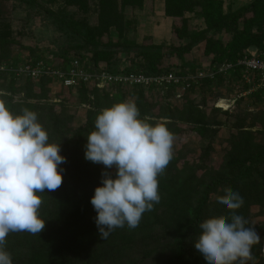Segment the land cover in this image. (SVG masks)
Returning <instances> with one entry per match:
<instances>
[{
    "label": "rangeland",
    "instance_id": "1",
    "mask_svg": "<svg viewBox=\"0 0 264 264\" xmlns=\"http://www.w3.org/2000/svg\"><path fill=\"white\" fill-rule=\"evenodd\" d=\"M38 1L45 10L54 15L53 18L46 14L44 9H32L16 0H0V30L3 29L4 24L10 23L14 38L30 37L32 40L24 41L23 44L32 45L34 41L33 45H38L39 49L46 52V48L56 49L62 35L54 22L57 17L75 18L93 26L114 18L121 20L124 28L123 35L133 41L132 43L144 41L162 44L165 47L171 44L188 45L190 43V38H186L180 44L177 40H173L172 20L166 17L165 0H73L77 4L78 2L86 4V10L79 4L69 5L65 0ZM114 1H116V9L112 13L110 4ZM223 1L225 9L229 10L249 3L251 0ZM189 17L192 18V16ZM193 20L191 32L201 31L204 27L202 22L197 18ZM118 33L116 27L109 28L106 41L116 40ZM210 37L229 39L228 35L219 36V34H211ZM204 49V44L197 46L186 57V61L201 63ZM21 50L23 51L13 46L0 47V61L7 62L11 57L21 58L28 55ZM120 57L121 66L128 64L127 55ZM168 63L172 66L181 65L175 58L168 59ZM199 65L201 66L202 63ZM79 90L61 89L51 82L40 87L37 83L16 82L13 84L8 78L0 79V100L10 102L22 112L24 109L34 111L40 123H42V115L52 110L58 114L66 113L67 127L73 132L86 124L87 112L92 109L89 102L82 100L80 92H77ZM89 90L92 92L93 89ZM103 91L109 93L113 102L119 101L121 95L124 101L134 102L138 109L145 112L143 117H147L149 123H162L174 134L173 155L178 159L177 169L187 178L196 176L198 182V187L194 188L196 195L191 199V205H196L197 199L202 197L212 181H224L231 177L228 163L233 155L257 146H264V100H258L253 94H248L246 85L231 77L220 79L212 86L203 87L184 95L181 99L171 101L159 92L140 93L134 88ZM89 97L94 99L91 95ZM219 106L226 107L219 108ZM201 118H204L208 128L206 137H200L191 131L192 122ZM182 132L187 134L186 137L188 136L183 141L180 138ZM89 168L98 173L97 179L95 178L97 182H101L102 172L110 171L102 164ZM111 170L112 174H115V168ZM166 186L169 185L159 181L160 203L154 206L153 211L144 214L136 229H128L125 226L116 229L107 240L101 239L95 223L97 212L90 202L94 196L92 191L87 197L83 217L69 219L66 222L70 225L66 223L60 228L55 224L51 226L52 222L45 219V229L32 241V246L35 245L40 250L39 254L49 255L73 239L76 245L74 251L79 255L77 264H173L175 250L168 246L166 249L158 246V238L164 235L165 230L169 228L171 216L176 215L179 209V206L175 205L167 211L165 202H168L174 193H179L181 187L165 190ZM97 187L99 185L95 184L94 189ZM227 192H229L227 186L217 184L210 193L207 217L225 219L230 217L231 213L218 204V198L225 196ZM187 197L188 190H185L180 195L181 202ZM241 216L258 235L264 234L263 205L260 206L251 201L249 211H244ZM67 228H70V233L67 232L68 236L59 241L58 239L62 236L57 234L58 229ZM255 262L264 264V235L261 242L253 246L252 259L248 264H255ZM25 263L54 264L50 259H40L39 255L36 261L30 253ZM201 263L206 264L204 258Z\"/></svg>",
    "mask_w": 264,
    "mask_h": 264
},
{
    "label": "trees",
    "instance_id": "2",
    "mask_svg": "<svg viewBox=\"0 0 264 264\" xmlns=\"http://www.w3.org/2000/svg\"><path fill=\"white\" fill-rule=\"evenodd\" d=\"M16 1L32 9H44L38 0ZM65 1L69 5L79 4L81 8L83 6L85 10L87 9L86 4L80 2L77 4L73 0ZM165 3L166 17L172 20L173 40H177L178 44H180L186 38H190L188 45L171 44L165 47L162 44L146 43L144 41L132 43L133 41L128 40L123 35L124 28L121 20L114 18L101 21L97 26H93L89 25L86 21L75 18L64 19L57 17L54 22L57 24L58 30L62 32V35H60L61 37L59 44L56 45V49L46 48V52L65 61L71 58L89 59L96 67H105L111 71L118 70L121 66L120 63H122L120 56L127 55L129 69H135L147 74H158L165 71H175L180 74L195 73L201 63H212L213 65L236 64L246 55L249 49H257L260 54L264 53V0H251L249 3L229 10L225 9V2L223 0H165ZM110 9L112 13L115 11L116 1L111 2ZM43 11L53 18L54 15L50 11L45 9ZM189 16H192V18ZM196 18L202 22L204 27L201 31L192 33L191 24L194 21L193 19ZM111 27H116L119 33L116 40H109L107 42L106 39ZM211 34H219V36L228 35L229 39H215L214 37H210ZM30 40L32 38L26 36H22L20 39L14 38L10 23L4 24L3 29L0 30V47H18L19 49H23L21 51L26 52L25 54H28L31 58L41 59L45 50L42 51L38 45H33L34 41L32 45L23 44L24 41L30 42ZM201 44L205 46L203 61L199 64L187 62L186 57ZM14 58L11 57L7 61L16 60L19 57ZM171 58L178 59L181 65H170L168 59ZM240 72L241 70H239V75H231V78L241 82ZM220 79L222 78L218 80ZM9 80L13 84L16 82L37 83L40 87L51 82L48 79L33 82L29 80H17L14 77H10ZM214 83L216 82L205 81L200 87L192 90L190 93L203 87L212 86ZM246 87L248 90L251 88L247 85ZM78 89L80 90L77 92H80L82 100L89 102L92 106V109L87 112L86 124L82 128L76 132L69 129L67 127L68 117L66 113L58 114L52 110L48 114L42 115L41 124L48 131L50 142L60 144V154L67 158L66 163L59 166L64 170L62 185L55 191L49 192L45 190L44 193L39 194L43 201L39 210L40 217L43 220L51 221V226L55 224L59 228L61 225L66 224V221L69 219L75 220L78 217H83L86 210L87 197L90 196L92 191H95V184L102 186L101 182L95 180L98 177L96 170H90L89 168L97 164L85 159L87 136L94 130L95 119L103 109L124 102L122 95L119 97V101L113 102L110 99L109 93H105L103 90L88 86H82ZM89 89H93L92 92ZM114 89L119 90L122 88L106 90ZM134 89L140 93H144L139 88ZM252 94L258 100H264V89L255 91ZM89 95L94 97V99L92 100ZM5 103L12 113L22 114V111L10 104V102ZM139 111L141 118H144L145 112L140 109ZM191 125V131L194 134L206 137L208 128L204 122V118L194 120ZM186 135L184 132L180 134L182 141L188 137ZM177 160L173 155L164 173L158 177L159 181H164L166 185H169L166 186L165 190H171V187H181L179 193H174V196L168 202H165L167 211L175 207V205L179 206V209L176 215L171 216L169 228L165 230L164 235L158 238V246L165 249L168 246L175 250L176 256L172 259L173 264H202L201 260L203 257L194 244L201 233L199 224L209 218L206 215L208 200L210 193L217 187V184H224V186H227L229 192H239L243 197L244 204L236 212L240 216L244 211H249L251 201L264 206V146H257L256 148L240 151L238 154L233 155L228 163L231 177L224 181H212L202 197L197 199L196 205H191V199L196 195L194 188L198 187L197 178H195L196 176L187 178L183 172L179 171L177 169ZM108 172L112 174L111 169ZM112 175L115 178V174ZM185 190H188V197L185 201L181 202L180 195ZM242 210L244 211L242 212ZM68 224L70 225V223ZM246 227H249L248 224H246ZM67 232L70 233V228L58 229L57 234L62 236L58 240L62 241L67 237ZM38 235H32L27 232L9 234L6 250L11 253L14 264H26L25 259L28 253L36 261L39 255L40 259H50L54 264H77L79 255L74 251L76 245L73 239H70L68 244L59 247L60 250L56 249L49 255H45L39 254L40 250L35 245L32 246V241ZM263 235H259V242H261ZM255 264L263 263L255 262Z\"/></svg>",
    "mask_w": 264,
    "mask_h": 264
},
{
    "label": "clouds",
    "instance_id": "3",
    "mask_svg": "<svg viewBox=\"0 0 264 264\" xmlns=\"http://www.w3.org/2000/svg\"><path fill=\"white\" fill-rule=\"evenodd\" d=\"M174 139L164 124L141 118L131 101L114 104L97 115L94 130L87 136L85 159L116 170L115 178L102 172V186L90 201L101 239L107 240L118 228H138L144 214L160 203L158 177L173 158ZM60 153L61 145L50 142L34 111L14 114L0 100V264H14L6 250L10 233L40 235L45 229L39 194L62 185L64 170L59 166L67 158ZM218 204L230 217L201 222L194 246L206 264H248L260 237L236 214L244 199L230 191L218 198Z\"/></svg>",
    "mask_w": 264,
    "mask_h": 264
},
{
    "label": "built area",
    "instance_id": "4",
    "mask_svg": "<svg viewBox=\"0 0 264 264\" xmlns=\"http://www.w3.org/2000/svg\"><path fill=\"white\" fill-rule=\"evenodd\" d=\"M128 68V69H127ZM129 64L111 71L96 67L89 59L71 58L68 61L45 52L41 59L29 55L16 60L0 62V77L38 82L48 79L61 89L76 90L82 86L106 90L112 88H139L147 93L159 92L171 100L200 87L205 81L216 82L239 75L245 85L251 87L248 94L264 89V53H246L236 64H202L195 73L161 72L147 74L129 69Z\"/></svg>",
    "mask_w": 264,
    "mask_h": 264
},
{
    "label": "crops",
    "instance_id": "5",
    "mask_svg": "<svg viewBox=\"0 0 264 264\" xmlns=\"http://www.w3.org/2000/svg\"><path fill=\"white\" fill-rule=\"evenodd\" d=\"M250 52V53H259V51L257 49H249L247 51V53Z\"/></svg>",
    "mask_w": 264,
    "mask_h": 264
},
{
    "label": "bare ground",
    "instance_id": "6",
    "mask_svg": "<svg viewBox=\"0 0 264 264\" xmlns=\"http://www.w3.org/2000/svg\"><path fill=\"white\" fill-rule=\"evenodd\" d=\"M225 102V101H224ZM232 104V103H231ZM226 106H219V108H225Z\"/></svg>",
    "mask_w": 264,
    "mask_h": 264
}]
</instances>
